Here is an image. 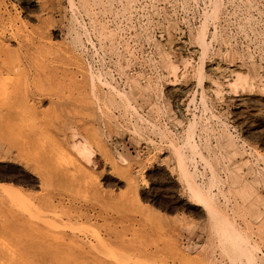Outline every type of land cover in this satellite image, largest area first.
<instances>
[{
  "label": "rangeland",
  "instance_id": "1",
  "mask_svg": "<svg viewBox=\"0 0 264 264\" xmlns=\"http://www.w3.org/2000/svg\"><path fill=\"white\" fill-rule=\"evenodd\" d=\"M79 1L0 0V44H4L0 45V50H5L3 46L7 43L5 47L8 50L3 52L10 54L13 52L11 56L7 54L13 61L11 68L13 70L16 67L15 70L22 73V76L18 74L16 77L14 73L13 80L17 78L15 80L17 87L25 88L26 91H20L26 93L27 99L23 100L25 98L22 97L23 94L15 90L22 94L20 96L17 94V96L15 91H11L12 94L15 92L14 97L19 99L16 102L17 100L13 97L16 105H11L14 101L9 102L10 105L5 104V107L9 105L8 108L2 105L4 103L0 104L2 105L0 110L4 111L6 116L11 115L9 113L12 112L9 119L6 117L7 122L6 118L0 119V130H2L0 139L1 137L3 139L1 141L3 144L0 143V184L13 186L25 196V203L34 206V209L32 207L29 209L30 216H28L25 214L27 209H24V203L20 205L15 203V205L0 195V239L8 235L1 226L7 225L13 216L22 221L27 220L28 216L27 221L34 219L32 221H36L35 223H39L41 219L45 221L49 219L50 222L46 221L49 225L53 222L58 227L54 231V227L51 228L52 226L48 224L43 225L49 233L57 232L64 236L67 245L70 240L74 239L79 246L75 249L77 253L90 251L92 255L94 254L108 264H127L125 262L128 261V264H134L133 261L139 262L137 264H142V262L143 264H146L144 262L147 264H264V124L258 125L254 130L256 134L251 136L246 132L244 122L253 120L256 115L264 119V98L261 93L264 89V32H261L264 31V0H94L95 2L84 0L82 3ZM214 1L216 6H214ZM88 2L92 6L94 2L95 7L89 6ZM70 6L75 9L73 7L70 9ZM209 10L212 12L209 13ZM214 10L216 12L213 14ZM90 18L94 20L90 21ZM99 22L103 26H100L102 29L98 30ZM103 29L107 30L109 35ZM200 30L204 32L206 42L210 39L209 50L204 57L205 63H217V66L224 68L228 63L224 55L225 51L231 49L230 53L233 54L236 63L242 67V71L249 79L248 82L252 84L251 90L233 91L228 82L208 72H206L205 82L199 86L201 89L196 88L198 86L196 76L192 75L191 70L195 71L201 60L199 53L201 50L198 48L196 38ZM101 33L104 34L101 35ZM245 35L249 36V39ZM101 36L102 38L107 36L106 39L104 38L105 42ZM97 38L101 39L98 41ZM5 39L7 42H4ZM254 40L255 43L251 44ZM239 47L241 50L238 49ZM260 50L263 53H260ZM249 54L253 55L250 59ZM167 58H169L168 61ZM186 61L190 69L188 68L186 75L179 73L175 78L180 80L178 81L180 86H178L175 79L169 75L168 67L170 63H173L181 70ZM17 62H21L23 67ZM189 72L190 77H187ZM18 77L22 82H19ZM98 78H100L99 81H97ZM3 81L1 83L8 85L5 89L8 88L10 92L15 81L7 80L9 84ZM91 81L94 82V92L90 90ZM211 81L213 85H210ZM100 82L106 86L108 84V87L102 86ZM2 84L0 91L6 92L3 90L5 86L1 87ZM42 84L43 89L46 90L43 91L44 93L41 92L43 89L41 90V87L39 89L38 86ZM110 85H112L111 91ZM15 86L14 89L17 88ZM180 89L181 92H177ZM116 90L122 96L119 93L116 95ZM27 96L33 99L29 100ZM254 97H258L257 100ZM238 99L242 101L238 103ZM32 101L33 107L30 103ZM28 103L35 109L31 107L29 109ZM17 104L23 107L21 105L17 107ZM130 106L136 109L132 110ZM28 109L33 111H28ZM135 110L139 112L136 113ZM131 112H134V115H131ZM240 112L245 115L243 116ZM13 116H16L19 121L16 117V120L13 119ZM11 119L13 123L24 121L25 127L22 123L20 127L26 129V131L24 129L25 133L28 132V135L25 134V139L23 134L19 136L20 133H24L21 132L22 129L19 134H16L19 129L16 130L14 127L10 134ZM8 123H11L9 124L11 127L6 129ZM15 126L19 127L16 124ZM27 128H29L28 131ZM32 128L33 131L36 128L34 132ZM5 129L12 136V133L19 137L23 136L20 140L14 135L18 138L16 144L20 142V145L17 144L20 149L16 144L13 146L16 140H13L10 145L9 141L15 137L10 138V135L3 131ZM94 134L97 135V140ZM3 135H9V141L7 138L4 139ZM188 137H191L197 146V154L191 155L187 152L183 156L186 170L191 175L193 174L192 178L193 180L195 178L198 187L210 188L216 207L220 211L213 219L211 218L213 227L204 212L192 206L195 198L190 194L191 186L183 182L176 163V156L170 146V142L173 141L176 146L182 148L180 145H183ZM27 138L28 141L33 140L32 146H29L31 142H28L27 146L24 145ZM58 139L61 143L57 142ZM4 140H7L5 142L7 145ZM24 140H26L25 143ZM83 142L88 147L90 145L89 148L92 151L94 150L91 163H87L76 150V146L82 145ZM213 143H215L214 147ZM23 146L31 149L26 153L28 149L24 148V150ZM42 147L45 149L42 150ZM42 152L46 153L43 154L47 157L44 155L42 157ZM199 154L203 157L202 162ZM110 158L113 160L110 161ZM216 161L218 164L215 163ZM236 167L239 168L238 172ZM77 168L80 169L79 172L76 171ZM37 170L40 173V175L37 174L39 176H36L34 172ZM125 173L129 176L134 175L135 178L127 177ZM227 174L230 177L226 176ZM158 177L161 178L158 180ZM76 179L79 181H75ZM83 180H86L85 183ZM87 180L92 183L94 181L96 187L93 184L95 188L88 185L91 182ZM130 180L134 183L133 185ZM174 183L175 186H173ZM89 189L93 190L90 192ZM87 191L91 195L88 197H92V200L88 198L85 201ZM126 193H128L126 197L132 199L125 197L130 203L123 201L122 205L120 202L122 203ZM137 193L139 199L136 197ZM100 198L102 200L104 198L105 204ZM255 201L262 203L263 206ZM99 202L103 204L100 205ZM140 205H143L142 209ZM129 206H132V209ZM207 206L212 210L210 202H207ZM134 207L136 209L139 207V210L135 211ZM53 215L55 218L52 217ZM223 215L234 220V229L226 224ZM89 232L98 234L104 239L107 242L104 246L106 249L96 248L94 237L86 235ZM119 244L125 246L124 252L120 251ZM93 247L95 250L92 249ZM8 248L17 250L20 246L12 240L8 243ZM108 250L112 251L111 254H115L118 259L110 258ZM96 251H102V254L98 256L100 253ZM132 256L135 260L131 259ZM115 260L121 261L117 263Z\"/></svg>",
  "mask_w": 264,
  "mask_h": 264
},
{
  "label": "bare ground",
  "instance_id": "2",
  "mask_svg": "<svg viewBox=\"0 0 264 264\" xmlns=\"http://www.w3.org/2000/svg\"><path fill=\"white\" fill-rule=\"evenodd\" d=\"M70 1V0H69ZM81 1V0H80ZM79 1V3H82L84 0H82L81 2ZM89 2H90V0H88ZM94 1V0H93ZM216 1V0H215ZM215 1H214V3H215ZM27 2V1H26ZM34 2H35V0H34ZM72 2V1H71ZM78 2V1H77ZM89 2H88V4H89ZM92 2V1H91ZM95 2V1H94ZM94 2H93V6H94ZM120 2V1H119ZM208 2H210V1H208ZM262 2V1H261ZM30 3V2H29ZM33 3V2H32ZM38 3V2H37ZM99 3V2H98ZM71 4V3H70ZM208 4V3H207ZM213 3H211V5H212ZM223 4H224V2H223ZM36 5V4H35ZM72 5V4H71ZM80 5V4H79ZM91 5V3L89 4V6ZM98 5V4H97ZM254 5H255V3H254ZM32 6H34V5H32ZM74 6V5H73ZM73 6H70V9H71V7H73ZM92 6V5H91ZM92 6V8H94ZM99 6H101V5H99ZM214 6H216V3H215V5ZM213 5H212V7H214ZM39 7H42V6H39ZM81 7V6H80ZM97 7V6H96ZM209 7V6H208ZM224 7V6H223ZM74 9H75V7H73ZM85 8H86V6H85ZM92 8H91V11H92ZM101 8V7H100ZM42 9V8H41ZM89 9V8H88ZM96 9H98L99 10V8L97 7ZM95 9V10H96ZM212 9V8H211ZM210 9V10H211ZM257 9V8H256ZM208 10V9H207ZM209 10V13L210 12H212V11H210ZM258 10V9H257ZM38 11V10H37ZM36 11V12H37ZM43 11V10H42ZM84 11H86V9H84ZM219 11H220V9H219ZM39 12H40V10H39ZM96 12V11H95ZM214 12H216V10H214L213 11V14H214ZM221 12H222V10H221ZM86 13V12H85ZM17 14V13H16ZM36 14V13H35ZM40 14V13H39ZM39 14H38V16H39ZM98 14V13H97ZM96 14V15H97ZM263 14V13H262ZM206 15V14H205ZM208 16H209V14H207ZM87 16H88V14H87ZM218 16V15H217ZM19 17V16H18ZM213 17V16H212ZM214 17H215V15H214ZM27 18V17H26ZM29 18V17H28ZM35 18V17H34ZM97 18V17H96ZM206 18H208V17H206ZM211 18V17H210ZM209 18V19H210ZM220 18H221V16H220ZM21 19V18H20ZM38 19V18H37ZM91 20L90 21H92V20H94V19H92V18H90ZM212 19H214L215 20V18H212ZM30 21H32V19H29ZM33 20H36V19H33ZM98 21H99V19H98ZM101 21V20H100ZM204 21H206L205 20V18H204ZM102 23H103V21H101ZM219 22V21H218ZM29 23V22H28ZM35 23V22H34ZM96 23V22H95ZM98 23V22H97ZM96 23V24H97ZM100 23V22H99ZM208 23V22H207ZM210 23V22H209ZM263 23H264V21H263ZM44 24V23H43ZM95 24V25H96ZM33 25V24H32ZM206 25V24H205ZM98 26L100 27V26H103V24L101 25V23H100V25L98 24ZM105 26V25H104ZM207 26V25H206ZM214 27H215V25H213ZM44 27V26H43ZM97 28L98 30L99 29H102L101 27L100 28ZM38 28V27H37ZM41 28H42V26H41ZM96 28V27H95ZM216 28V27H215ZM40 30H42V29H40ZM104 30V29H103ZM217 30H218V32H220L219 31V29L217 28ZM1 31H3V30H1ZM8 31V30H7ZM11 31H12V29H11ZM43 31V30H42ZM48 31V30H47ZM102 31V30H101ZM101 31H99V32H101ZM105 32L107 31V30H104ZM45 32H46V30H45ZM51 32V31H50ZM262 33L264 32V31H261ZM3 33H4V31H3ZM107 33V32H106ZM255 33V32H254ZM49 34H51V33H49ZM102 34H104V33H101V35ZM108 35H109V33H107ZM264 34V33H263ZM107 35V36H108ZM209 35V34H208ZM100 35L98 34V37H99ZM107 36H104V38L106 39V37ZM212 36V35H211ZM222 36H223V34H222ZM252 36V35H251ZM260 36V35H259ZM262 36V35H261ZM225 37V36H224ZM245 37H246V35H245ZM248 37V38H247ZM246 38L247 39H249V36H247ZM257 37V36H256ZM101 38H102V36H101ZM101 38H97L98 39V41H99V39H101ZM104 38H102L103 39V41L105 40ZM197 38V40H198V48L201 50V52H199L200 53V57H201V60H200V63L198 64V66L196 67V69H195V71H192L191 70V73H193L192 75H195L196 76V80H197V87L196 88H198L199 86H202L203 85V83L205 82V76H206V72H208L210 75H215V76H218L219 78H222V79H224L226 82H228V84H229V86L233 89V91H238V90H241V91H245V90H251V88H252V84L251 83H249L248 82V80L249 79H247V76L244 74V72L242 71V67L240 66V65H238L237 63H236V60H235V58H234V56H233V54H231L230 52H231V49H230V47H233V46H231L230 45V47H229V49H230V51H225V54L224 55H226V60L228 61V63L226 64V66L224 67V68H220L219 66H217V63L216 64H212V63H210V64H207V63H205V61H204V57L207 55V53H208V50H209V45L210 44H208L209 42H210V39H209V41L208 42H206V40H205V34H204V32L203 31H199V34H198V37H196ZM226 38V37H225ZM224 38V40H226ZM258 38H260V37H258ZM258 38H257V40H258ZM2 39V38H1ZM7 39V38H6ZM6 39L4 40V42L6 41ZM170 39V38H169ZM221 40H222V38H220ZM253 39V38H252ZM254 39H255V37H254ZM262 39V38H261ZM229 40V39H228ZM256 40V41H257ZM13 41H15L14 39H13ZM13 41H11L10 40V42H13ZM90 41V40H89ZM245 41H246V39H245ZM244 41V42H245ZM259 41H260V39H259ZM7 42V41H6ZM105 42V41H104ZM166 42V41H165ZM225 42V41H224ZM226 42H229V41H226ZM236 42V41H235ZM248 42H250V41H248ZM258 42V41H257ZM56 43V42H55ZM110 43V42H109ZM239 43V42H238ZM253 43H255V40H254V42L252 41L251 42V44H253ZM2 44V43H1ZM0 44V45H1ZM10 45L12 44V43H9ZM102 44V43H101ZM230 44V43H229ZM243 44V43H242ZM260 44V43H259ZM2 45H4V44H2ZM10 45H9V47H10ZM20 45V44H19ZM18 45V46H19ZM225 45H226V43H225ZM250 45V44H249ZM5 46H7V43L5 44ZM5 46H3V49H5V50H8ZM113 46V45H112ZM215 46H216V44H215ZM214 46V47H215ZM253 46V45H252ZM256 46V45H255ZM255 46H253V47H255ZM258 46H260V45H258ZM263 45H261L260 47H262ZM5 47V48H4ZM19 47H21V46H19ZM176 47V46H175ZM222 47V46H221ZM228 47V46H227ZM251 47V46H250ZM249 47V48H250ZM216 48V47H215ZM226 48V47H225ZM259 48V47H258ZM1 49V48H0ZM11 49V48H10ZM81 49V48H80ZM238 49H240V47L238 48ZM237 49V50H238ZM243 49V48H242ZM248 49V48H247ZM262 49V48H261ZM5 50H0L2 53V55L0 54V85L2 84L1 83V81H3V80H6V81H3V83H6L7 84V82L10 80H12V82H14L16 79H14L13 80V76L14 77H16V75H18V74H21V76H22V73H20L19 71H16L15 70V68L12 70V68H11V62H13V61H11L12 60V58H10V56H11V54L13 53H7V52H3V51H5ZM193 50V49H192ZM222 50V49H221ZM233 50V49H232ZM241 50V49H240ZM244 50V49H243ZM250 50V49H249ZM255 50V49H254ZM264 50V49H263ZM12 51V50H11ZM22 52V51H21ZM262 51L260 50V53H261ZM4 53H6V54H4ZM16 53V52H15ZM19 53V52H18ZM191 53V52H190ZM239 53V52H238ZM260 53H258V54H260ZM263 53V52H262ZM7 54H9L10 56H8ZM20 54V53H19ZM254 54V53H253ZM18 55V54H17ZM16 55V56H17ZM215 55V54H214ZM248 55V54H247ZM255 55V54H254ZM264 55V54H263ZM22 56V55H21ZM251 56H253V55H251ZM250 56V54H249V59L250 58H252ZM13 57H15V56H13ZM164 57V56H163ZM261 57H262V55H261ZM219 58H221V57H219ZM258 58H260V57H258ZM18 59H19V57H18ZM168 59L169 58H167V61H168ZM211 59V58H210ZM261 59V58H260ZM90 60V59H89ZM223 60V59H222ZM86 61V60H85ZM88 61V60H87ZM214 61V60H213ZM220 61V60H219ZM214 62H216V61H214ZM213 62V63H214ZM263 62V61H262ZM17 63H20V65H22V67H23V64L21 63V62H17ZM246 63V62H245ZM264 63V62H263ZM16 64V63H15ZM219 64H221V63H219ZM262 64V63H261ZM184 65V64H183ZM256 65V64H255ZM13 66V65H12ZM21 67V68H22ZM264 67V66H263ZM169 75L171 76V77H173V79H175L177 76H178V74L179 73H181V75H186L185 73H187V70H188V68L190 69V65H189V63H187V61H186V64L184 65V67H183V69H179L178 68V66H176L175 64H173V63H170L169 64ZM18 69V68H17ZM14 70L16 71V72H19V73H17L16 74V72H14ZM23 70V69H22ZM245 70V69H244ZM21 71V70H20ZM25 71V70H24ZM24 71H23V73H24ZM67 72H69V71H67ZM166 72V71H165ZM253 72V71H252ZM260 72V71H259ZM15 73V74H14ZM88 73H90V72H88ZM92 73V72H91ZM100 73V72H99ZM167 73V72H166ZM190 72H189V75L187 76V77H190V74H191ZM14 74V75H13ZM69 74V73H68ZM93 74V73H92ZM260 74V73H259ZM264 74V73H263ZM26 75V74H25ZM24 75V76H25ZM107 75V74H106ZM261 75V74H260ZM37 76L38 75H36V78H37ZM94 76V75H93ZM99 76V75H98ZM167 76V75H166ZM26 77V76H25ZM77 77V76H76ZM22 78H24V77H22ZM106 78V77H105ZM179 78H182V77H179ZM217 78V77H216ZM20 79V80H19ZM25 79V78H24ZM38 79V78H37ZM47 79V78H46ZM91 79V78H90ZM96 79V78H95ZM99 79L100 78H98V80L97 81H99ZM106 79H108V78H106ZM110 79V78H109ZM192 79V78H191ZM8 80V81H7ZM18 80H19V82L21 81V78L20 77H18ZM39 80H40V78H39ZM49 80V79H48ZM105 80V79H104ZM193 80V79H192ZM191 80V81H192ZM25 81V80H24ZM44 81V80H43ZM175 81H176V83L178 84V81H180V80H176L175 79ZM18 82V81H17ZM22 82V81H21ZM41 82V81H40ZM106 82V81H105ZM109 82H110V80H109ZM170 82H171V80H170ZM174 82V81H173ZM172 82V83H173ZM10 82H8V84H9ZM42 83V82H41ZM46 83V82H45ZM102 82H100V84H101ZM111 83V82H110ZM175 82H174V85L175 86H177V84H176ZM192 83H193V81H192ZM254 83V82H253ZM260 83V82H259ZM21 85H22V83H20ZM20 84H18V85H20ZM28 84V83H27ZM105 84V83H104ZM208 84V83H207ZM225 84V83H224ZM3 85V84H2ZM13 85V84H12ZM12 85H10V86H12ZM14 85H16L15 87H17V83H16V81L14 82ZM14 85H13V87L11 88L12 90H10V92L12 91H19V93H22L23 92V90H25V88L23 89L22 87L23 86H21L20 88H19V86L16 88V89H14ZM24 85H25V83H24ZM102 86H106V84L105 85H103V84H101ZM205 85H206V83H205ZM210 85H213V82L211 81L210 82ZM216 85V84H215ZM255 85V84H254ZM5 85H3V86H1L2 88L4 87ZM8 85H6L5 87H4V89L3 90H6V92H1L0 91V104H2V103H4V104H2V105H4V107H5V104H7V103H9V102H13L14 101V98H15V100H17L16 102H18V100L19 99H16L17 97H14L15 96V92L12 94V92H11V94H10V92L7 90V89H5L6 87H7ZM9 86V87H10ZM36 86V85H35ZM39 86V89H40V87H41V90L43 89V87L42 86H44L43 84L42 85H38ZM45 86H47V85H45ZM112 85H110L109 87H110V91H111V89H112V87H111ZM178 86H180L179 84H178ZM190 86V85H189ZM34 87V86H33ZM106 87H108V84H107V86ZM170 87H173V86H170ZM208 88H209V86H207ZM104 88V87H103ZM175 88H177V87H175ZM200 88V87H199ZM255 88V87H254ZM179 89V88H178ZM201 89V88H200ZM0 90H1V88H0ZM20 90H22V92L20 91ZM29 90V89H28ZM45 89H43L41 92H43ZM90 90L92 91V92H94L95 91V86H94V82L93 81H91V85H90ZM99 90V89H98ZM117 90H118V88H117ZM117 90H116V95L119 93H117ZM185 90V89H184ZM259 90V89H258ZM26 91V90H25ZM46 91V90H45ZM78 91V90H77ZM90 91V92H91ZM104 91V90H103ZM114 91V90H113ZM119 91V90H118ZM172 91V90H171ZM170 91V92H171ZM186 91V90H185ZM200 91V90H199ZM202 91V90H201ZM206 91H207V88H206ZM253 91V90H252ZM174 92H176V91H174ZM177 92H181V89L180 90H177ZM183 92V91H182ZM19 93H17L16 92V95L18 94L19 96L20 95H22L23 94V96L22 97H25L26 96V93H25V95H24V93H22V94H19ZM44 93V92H43ZM111 93V92H110ZM206 93V92H205ZM204 93V94H205ZM232 93V92H231ZM261 93H262V98H264V89L261 91ZM120 94V93H119ZM203 94V93H202ZM201 94V95H202ZM13 95V96H12ZM17 95V96H18ZM93 95V94H92ZM121 95V94H120ZM119 95V96H120ZM174 95V94H173ZM178 95V94H177ZM176 95V96H177ZM180 95H181V93H180ZM179 95V96H180ZM188 95V94H187ZM225 95V94H224ZM248 95V94H247ZM122 96V95H121ZM175 96V95H174ZM210 96V95H209ZM242 96V95H241ZM246 96V95H245ZM249 96V95H248ZM258 96V95H257ZM14 97V98H13ZM118 97V96H117ZM124 97V96H123ZM224 97V96H223ZM235 97H237V96H235ZM244 97V96H243ZM251 97L253 98V96L251 95ZM27 98H29V100L30 99H33V98H30V97H28L27 96ZM174 98V97H173ZM208 98V97H207ZM206 98V99H207ZM246 98V97H245ZM248 98H250V96L248 97ZM247 98V99H248ZM255 98V97H254ZM258 98V97H257ZM257 98H255L256 100H257ZM21 99V98H20ZM26 99V97L23 99V100H25ZM241 99V98H240ZM240 99H238L237 101H238V103H239V101H242V100H240ZM261 99V98H260ZM27 100V99H26ZM125 100V99H124ZM213 100V99H212ZM230 100V99H229ZM252 100V99H251ZM250 100V101H251ZM200 101H202V100H200ZM248 100H246V102H247ZM253 101H255V100H253ZM15 102V101H14ZM14 102H13V104L11 103V105H16V102H15V104H14ZM205 102V101H204ZM30 103H32V107H33V101L32 102H30ZM36 103V102H35ZM39 103V102H38ZM43 103V102H42ZM97 103V102H96ZM202 104H203V101L201 102ZM229 103H231V102H229ZM254 103V102H253ZM19 104V103H18ZM17 104V107H19L21 104H23L22 102H21V104L20 105H18ZM40 104V103H39ZM38 104V105H39ZM129 103L127 102V106H129L128 105ZM206 104V103H205ZM242 104H243V102H242ZM241 104V105H242ZM2 105H0V109H1V106ZM9 105H10V103H9ZM8 105V106H9ZM25 105H27L26 104V101H25ZM28 105H29V103H28ZM37 105V104H36ZM35 105V106H36ZM222 105V104H221ZM8 106H6L7 108H8ZM22 106V105H21ZM34 106V107H35ZM206 106V105H205ZM254 106V105H253ZM5 107V108H6ZM23 107V106H22ZM30 107H31V105H29L28 106V108L30 109ZM31 107V109H35V108H32ZM38 107V106H37ZM99 107V106H98ZM132 106H130L129 108H131ZM206 107H208V106H206ZM240 107V106H239ZM128 108V107H127ZM133 109L132 110H134V109H136V107H132ZM254 108H255V106H254ZM3 109V108H2ZM11 109V108H10ZM17 109V108H16ZM28 109V111H33V110H29ZM137 109H139V108H137ZM204 109V108H203ZM207 109V108H206ZM211 109V108H210ZM13 110V109H12ZM18 110V109H17ZM22 110V109H21ZM259 110V109H258ZM6 111V113H7V110H5ZM11 111V110H10ZM10 111H8V112H10ZM130 111V110H129ZM136 111V113L137 112H139V111H137V110H135ZM204 111V110H203ZM4 112V111H3ZM2 112V110H0V114H2L3 113ZM20 112V111H19ZM25 112V111H24ZM38 112H39V110H38ZM205 112V111H204ZM207 113H208V110L206 111ZM17 113V112H16ZM27 113V112H26ZM36 113H37V109H36ZM36 113H35V116H36ZM39 113H42L41 111L39 112ZM127 113V112H126ZM240 113H242V112H240ZM3 114H5V113H3ZM3 114L1 115L2 117H0V119L1 118H8L9 119V116H11L12 115V112H10L9 114H11V115H9V116H6V114L3 116ZM13 114H15V113H13ZM23 114V113H22ZM122 114V113H121ZM176 114V113H175ZM210 114V113H209ZM243 114V113H242ZM260 114V113H259ZM8 115V114H7ZM31 117H33V115H34V112H33V115H31V114H29ZM42 115V114H41ZM129 115H130V113H129ZM131 115H134V112L132 113L131 112ZM130 115V116H131ZM245 114H243V116H244ZM255 115V114H254ZM21 116V115H20ZM139 116H140V114H139ZM142 116V115H141ZM242 116V115H241ZM16 117V116H15ZM14 116L12 117L13 119L15 118ZM19 117V116H18ZM22 117V116H21ZM27 117V116H26ZM42 118H43V116H41ZM40 117V118H41ZM127 117V116H126ZM179 117V116H178ZM213 117V116H212ZM237 117H238V115H237ZM6 118V119H7ZM17 118V117H16ZM16 118H15V120H16ZM36 118H37V116L35 117V120H36ZM130 118V117H129ZM140 118V117H139ZM142 119H145V118H143V117H141ZM170 118V117H169ZM236 118V117H235ZM239 118V117H238ZM263 118H264V116H263ZM5 119V120H6ZM8 119L6 120V122L8 121ZM13 119H11V121L10 122H12V124L14 125H12L11 123H8V125H6L8 128H6V129H9L11 126V130L9 129V131H10V134H11V132L13 131L12 129L15 127L16 128V130H18L19 132H17V131H14V132H17L16 134H19L20 133V130L22 129L21 127H20V124L22 123V125L24 124V121L23 122H21V123H19V122H17V121H19V119L17 120V121H14V122H16V123H13ZM124 119V118H123ZM237 119V118H236ZM24 120V119H23ZM38 120H40V119H38ZM160 120V119H159ZM244 120V119H243ZM40 121H42V120H40ZM138 121V120H137ZM238 121V120H237ZM4 121L2 120V123H3ZM5 122V123H6ZM43 123H44V121H42ZM161 122V121H160ZM164 122V121H163ZM179 122V121H178ZM245 122V129H246V132L249 134V135H255L256 134V132L254 131L255 130V128L258 126V125H262V124H264V119H261L260 118V115L259 116H255L254 117V119L253 120H251V121H248V120H245L244 121ZM1 123V124H2ZM19 123V124H18ZM145 123H147V122H145ZM159 123V122H158ZM9 124H11V126H9ZM15 124L16 125H18L19 127L17 128V126H15ZM28 124V123H27ZM164 124V123H163ZM166 124V123H165ZM222 125H223V123H221ZM241 124V123H240ZM3 125V124H2ZM21 125V126H22ZM29 125V124H28ZM44 126H45V124H43ZM42 125V127H44ZM142 125V124H141ZM4 126H5V124H4ZM30 126V125H29ZM165 126V125H164ZM219 126H220V123H219ZM23 127H25L24 125H23ZM178 127V126H177ZM216 127V126H215ZM223 127V126H222ZM221 127V128H222ZM29 128H31V127H29ZM29 128H27V131L29 130ZM34 128V127H33ZM33 128L31 129L32 131H33ZM174 128V127H173ZM179 128V127H178ZM1 129V128H0ZM3 130L4 132L6 131V134H9V132H8V130ZM25 129V128H24ZM24 129H22L21 130V132L23 131L24 133H20L19 134V136L21 135V134H23V138L25 139L26 138V135H28L27 133H25V131H26V129H25V131H24ZM36 129V128H35ZM35 129H34V131H35ZM159 129V128H158ZM189 129V128H188ZM15 130V129H14ZM163 130H164V128H163ZM168 130V129H167ZM216 130V129H215ZM228 130V129H227ZM1 131V134H2V130H0ZM33 131V132H34ZM177 131V130H176ZM189 131V130H188ZM219 131V130H218ZM225 131H226V129H225ZM242 131V130H241ZM263 131V130H262ZM262 131H260V132H262ZM39 132V131H38ZM264 132V131H263ZM161 133V132H160ZM163 133V132H162ZM228 133H230V132H228ZM227 133V134H228ZM258 133H259V131H258ZM1 134H0V136H1ZM5 134V133H4ZM9 134V135H10ZM13 134V136L14 135H16L15 133H12ZM26 134V135H25ZM32 134H34V133H32ZM95 134H97V133H95ZM94 134V135H95ZM175 134V133H174ZM186 134H188L187 132H186ZM192 134V133H191ZM231 134V133H230ZM242 134H243V132H242ZM263 134V133H262ZM9 135H3L4 137V139H8V141H9V139L10 138H12L13 136L12 135H10V138L8 137ZM170 135V134H169ZM215 135V134H214ZM7 136V137H6ZM17 137H19L18 135H16ZM29 136H31V135H29ZM29 136H27L28 138H30ZM96 136L97 135H95V139L97 140V138H96ZM173 136V135H172ZM191 136V135H190ZM193 136H194V134H193ZM228 136V135H227ZM256 136H258V135H256ZM256 136H254V137H256ZM15 137V136H14ZM17 137H15V138H12L9 142H11L10 143V145L13 143L12 141L14 140H16V139H18ZM22 137H19L20 138V140L22 139ZM32 137V136H31ZM163 137H164V134H163ZM186 137V136H185ZM192 137V136H191ZM191 137H188V138H184L186 141L185 142H183V145H180L182 148H179L178 146H176L174 143H173V141H171L170 142V146H172V148H173V153H174V155L176 156V163H177V166H178V168H179V173H181L180 175H181V178H182V180H183V182H187L188 183V185L189 186H191L190 187V194L193 196V198H195V203L194 204H192V206L194 207V208H200L203 212H204V214L206 215V218L208 219V222L212 225V223H211V218L213 219L214 218V216L215 215H217L218 213H220V211L217 209V207H216V204H215V202H214V199H213V195H211V190H210V188L208 189V187L207 188H205V189H203V188H200V187H198L197 186V184H196V180H195V178H194V180H193V178H192V175L186 170V167H185V164L186 163H184V160H183V156L188 152V153H191V155H195V154H197L196 153V149H197V146L195 145V143L193 142V140L191 139ZM205 137V136H204ZM208 137V136H207ZM229 137V136H228ZM228 137H227V139H228ZM261 137V136H260ZM260 137H257V138H259L260 139ZM28 138L26 139V140H24V143H25V141H26V143L24 144L25 146H27L28 145V142H31V144L29 145V146H32V141L33 140H30V139H32V138H34V137H32V138H30L29 139V141H28ZM173 138H175V137H173ZM178 138V137H177ZM220 138V137H219ZM224 138V137H223ZM248 138V137H247ZM249 138H251V137H249ZM248 138V139H249ZM256 138V139H257ZM166 139H167V136H166ZM183 139V140H184ZM230 139H231V137H230ZM253 139V138H252ZM255 139V138H254ZM253 139V140H254ZM258 139V140H259ZM3 139H2V137H1V139H0V143H2L3 144V142H1ZM59 140V139H58ZM168 140V139H167ZM224 140V139H223ZM260 140H262V138L260 139ZM7 141V140H6ZM5 140H4V143L6 142ZM169 141V140H168ZM213 141V140H212ZM229 141V140H228ZM257 141V140H256ZM263 141H264V139H263ZM16 142H17V140L15 141V143H13V146H15L14 144H16ZM58 143H61V140H59V141H57ZM100 143H101V141H99ZM181 142V141H180ZM233 142V141H232ZM239 142V141H238ZM202 143H204V142H202ZM217 143V142H216ZM235 143V142H234ZM263 143V142H262ZM6 144V143H5ZM17 144H19L20 145V142L18 141V143ZM17 144H16V146H17ZM27 144V145H26ZM102 144V143H101ZM207 144H208V142H207ZM7 145V144H6ZM9 145V146H10ZM22 145H23V143H22ZM52 145H54V144H52ZM219 145V144H218ZM227 145V144H226ZM25 146H23V149L25 148ZM102 146H103V148H104V145L102 144ZM168 146V145H167ZM215 146V143H213V147ZM220 146V145H219ZM233 146V145H232ZM259 146V145H258ZM12 149H13V147L12 146H10ZM89 147H90V145H89ZM84 142H83V144L81 145V144H78L77 146H76V150L78 151V153L86 160V162L87 163H91V162H93V151H92V149H90ZM222 147V146H221ZM230 147V146H229ZM260 147V146H259ZM14 148H16V147H14ZM17 148H19V146H17ZM98 148H99V146H98ZM101 148V147H100ZM164 148V147H163ZM219 148V147H218ZM223 148V147H222ZM1 149H2V147H1ZM20 149V148H19ZM25 149H28V148H25ZM24 149V150H25ZM31 149V148H30ZM30 149H28L27 151H26V153L27 152H29V150ZM41 149V148H40ZM45 148H43L42 147V150H44ZM213 149H215V148H213ZM241 149V148H240ZM249 149V148H248ZM257 149V148H256ZM261 149H263V148H261ZM22 150V149H21ZM41 150V151H42ZM101 150V149H100ZM208 150V149H207ZM251 150V149H250ZM20 151V150H19ZM19 151H16V152H19ZM201 151H203V150H201ZM200 151V152H201ZM213 151V150H212ZM103 152V151H102ZM200 152H198V153H200ZM210 152V151H209ZM216 152V151H215ZM234 152H235V150H234ZM237 152H238V149H237ZM20 153H21V151H20ZM24 153V152H23ZM44 152H42L41 153V156L42 155H44V154H46V153H44ZM202 153V152H201ZM203 153H205V152H203ZM236 153V152H235ZM144 154H146V153H144ZM210 154V153H209ZM213 154V153H212ZM220 154V153H219ZM242 154V153H241ZM254 154V153H253ZM256 154V153H255ZM22 155V154H21ZM147 155H149V154H147ZM200 155V154H199ZM204 155V154H203ZM207 155V154H206ZM205 155V156H206ZM230 155V154H229ZM228 155V156H229ZM237 155V154H236ZM235 155V156H236ZM256 155H258V154H256ZM260 155V154H259ZM45 157H47L46 155H44ZM49 156V155H48ZM188 156V155H187ZM207 156H209V155H207ZM216 156H218V155H216ZM221 156V155H220ZM234 156V155H233ZM255 156V155H254ZM43 157V156H42ZM146 157V156H145ZM201 159H200V161L201 160H203L202 158V155H200L199 156ZM210 157V156H209ZM209 157H206V158H209ZM237 157V156H236ZM257 157H260V156H257ZM173 158V157H172ZM193 158H195V157H193ZM217 158V157H216ZM231 158V157H230ZM230 158H229V161H230ZM46 159V158H45ZM146 159V158H145ZM144 159V160H145ZM260 159H261V157H260ZM263 159H264V156H263ZM262 159V160H263ZM72 160V159H71ZM113 160V159H112ZM111 160V158H110V161H112ZM152 160V159H151ZM210 161H211V159H209ZM226 160H228V158H226ZM232 160V159H231ZM107 161H108V159H107ZM159 161V160H158ZM157 161V162H158ZM161 161V160H160ZM159 161V162H160ZM165 161H166V159H165ZM164 161V163H166ZM228 161V162H229ZM259 161V160H258ZM72 162V161H71ZM158 162V163H159ZM202 162V161H201ZM241 162V161H240ZM257 162V161H256ZM107 163H109V162H107ZM106 163V164H107ZM112 163V162H111ZM114 163H116V162H114ZM137 163V162H136ZM163 163V164H164ZM197 163V162H196ZM200 163V162H199ZM203 163H205V162H203ZM215 163H217V161L215 162ZM243 163V162H242ZM70 164V163H69ZM113 164V163H112ZM111 164V165H112ZM150 164V163H149ZM188 164V163H187ZM207 164V163H206ZM213 164V163H212ZM218 164V163H217ZM246 164V163H245ZM248 164V163H247ZM67 165V164H66ZM108 165V164H107ZM111 165H110V167H111ZM113 165H116V164H113ZM141 164H139V166H140ZM144 165V164H143ZM142 165V166H143ZM158 165V164H157ZM165 165V164H164ZM106 166V165H105ZM156 166V165H155ZM159 166V165H158ZM176 166V167H177ZM222 166H223V164H222ZM237 166V165H236ZM242 166H244L243 164H242ZM241 166V167H242ZM71 167L73 168V165H71ZM86 167V166H85ZM115 167V166H114ZM113 167V168H114ZM160 167H161V165H160ZM164 167H166V166H164ZM220 167V166H219ZM224 167V166H223ZM237 167H239V166H237ZM237 167H236V169H237ZM261 167V166H260ZM86 168H88V167H86ZM109 168V167H108ZM197 168H198V166H197ZM201 168V167H200ZM207 168V167H206ZM212 168H213V166H212ZM246 168V167H245ZM128 169H129V167H128ZM128 169H126L127 171H128ZM143 169V168H142ZM163 169V168H162ZM190 169V168H189ZM208 169V168H207ZM214 169V168H213ZM221 169H223V168H221ZM80 171V169L79 168H77V170L76 171ZM89 170H91L90 168H89ZM146 170V169H145ZM144 170V171H145ZM172 170H173V168H172ZM211 170V169H210ZM209 170V171H210ZM238 170H239V168L237 169V172H238ZM259 170V169H258ZM78 171V172H79ZM193 171V170H192ZM234 171V170H233ZM263 171V170H262ZM33 171H31V173H32ZM34 172H36V176H39L40 175V173H38V170L37 171H34ZM68 172V171H67ZM83 172V171H82ZM90 172H93V171H90ZM105 172V171H104ZM155 172V171H154ZM170 172V171H169ZM215 172H216V170H215ZM228 172V171H227ZM230 172H231V170H230ZM230 172H228L229 174H231ZM235 172V171H234ZM240 172V171H239ZM242 172V171H241ZM251 172H253V171H251ZM259 171H257V173H258ZM71 173H75V172H71ZM128 173V172H127ZM131 173V172H130ZM134 173V172H133ZM220 173V172H219ZM222 173V172H221ZM243 173V172H242ZM264 173V172H263ZM37 174H39V175H37ZM77 174V177H79V175H78V173H76ZM80 174H81V172H80ZM96 174V173H95ZM109 174V173H108ZM126 174V173H125ZM135 174V173H134ZM158 174H160L159 172H158ZM168 174V173H167ZM172 174V173H171ZM225 174V173H224ZM229 174H227L226 176H228ZM238 174V173H237ZM237 174L235 175V176H237ZM251 174H253V173H251ZM84 173H83V177H84ZM127 175V174H126ZM156 175V174H155ZM210 176L212 175V173L211 174H209ZM218 175V174H217ZM232 175V174H231ZM36 176H34L35 178H36ZM87 176V175H86ZM129 175H127V177H128ZM159 176V175H158ZM252 176V175H251ZM75 177V176H74ZM88 177V176H87ZM129 177H134V175H131V176H129ZM157 177V176H156ZM162 177V176H161ZM161 177H158V180H159V178H161ZM171 177V176H170ZM221 177V176H220ZM228 177H230V176H228ZM130 178V179H131ZM135 178V177H134ZM168 178H169V176H168ZM167 178V179H168ZM200 178V177H199ZM210 178V177H209ZM78 179V178H77ZM75 180V181H79V180ZM101 179V178H100ZM166 179V180H167ZM206 179V178H205ZM216 179H218V178H216ZM238 179V178H237ZM99 180V179H98ZM133 180V179H132ZM132 180H130V183L133 185L134 183H132L131 181ZM163 180V179H162ZM161 180V181H162ZM200 180V179H199ZM213 180V179H212ZM231 180H233V179H231ZM230 180V181H231ZM38 181V180H37ZM84 181V183H85V181L86 180H83ZM88 181H90V180H87V182ZM118 181H119V179H118ZM122 181V180H121ZM134 181V180H133ZM160 181V182H161ZM228 181H229V179H228ZM245 181H247V180H245ZM262 181V180H261ZM81 182V181H80ZM91 182V184H88V185H91V186H93L94 185V181H93V183H92V181H90ZM165 182V181H164ZM201 182H202V180H201ZM204 182V181H203ZM214 182V181H213ZM255 182V181H254ZM163 183V182H162ZM216 183H218V182H216ZM233 183H235L234 181H233ZM243 183H245L244 181H243ZM80 184V183H79ZM93 184V185H92ZM137 184V183H136ZM185 184V183H184ZM209 184V183H208ZM220 184V183H219ZM231 184H232V181H231ZM246 184V183H245ZM84 185V184H83ZM87 185V186H88ZM103 185H105L104 183H103ZM176 184L174 183L173 184V186H175ZM218 185V184H217ZM235 185V184H234ZM251 185H252V182H251ZM86 186V185H85ZM95 187H96V185H94ZM93 186V187H94ZM180 186V185H179ZM246 186H248V184L246 185ZM94 187V188H95ZM106 187V186H105ZM206 187V186H205ZM217 187V186H216ZM250 187V186H249ZM89 188H91V187H89ZM132 188V187H131ZM131 188H128V189H130L131 190ZM174 188H176V187H174ZM219 188V187H218ZM228 188V187H227ZM97 189V188H96ZM137 189H139V188H137ZM136 189V190H137ZM142 189V188H141ZM86 190V189H85ZM93 190V189H92ZM91 189H89L88 191H92ZM87 191V198H86V196H85V198H86V200L85 201H87L88 200V198H90V200H92L91 198L92 197H88V196H91V195H89V192ZM138 191V190H137ZM136 191V192H137ZM219 191H221V190H219ZM226 191V190H225ZM254 190H252V192H253ZM82 192H84V191H82ZM81 192V193H82ZM126 192H128V193H131L130 191H126ZM84 193H86V192H84ZM128 193H126V195L123 197L124 199L122 200V203L120 202V204H122L123 205V201H126V203H130V202H127V200L126 199H129L128 197H126L127 195H128ZM263 193V192H262ZM124 194H125V192H124ZM254 194V193H253ZM0 195L5 199V200H8V201H10L11 203H18L19 205L20 204H22V203H24V205H25V210H26V213L25 214H28V216H30L29 214H30V212H29V209L32 207V209H34V206H32V204H30V203H25V199H24V195H22L17 189H15L13 186H6V185H3V184H0ZM76 195V194H75ZM104 195H107V194H104ZM134 195V194H133ZM138 193L136 194V197L138 198ZM101 196H102V194H101ZM129 196H131V195H129ZM142 196H143V194H142ZM179 196V195H178ZM221 196V195H220ZM95 197V196H94ZM103 197H105V196H103ZM111 197H113L112 195H111ZM110 197V198H111ZM125 197H126V199H125ZM84 198V197H83ZM97 198V197H96ZM141 198V197H140ZM232 198V197H231ZM47 199V198H46ZM101 199V198H100ZM107 199H109L108 197H107ZM132 199V198H131ZM131 199H129V200H131ZM139 199V198H138ZM142 199V198H141ZM227 199H230V198H227ZM103 200H104V198H103ZM102 199H101V202H104V204H105V200L103 201ZM143 200V199H142ZM51 201V200H50ZM98 201V200H97ZM237 201H239V200H237ZM21 202V203H20ZM133 202V201H132ZM131 202V203H132ZM136 202V201H135ZM140 202V201H139ZM207 202H210V204H211V209L212 210H210L209 209V206H207ZM223 202H224V200H223ZM229 202V201H228ZM255 202H257V201H255ZM8 203V202H7ZM95 203V202H94ZM107 203H109V202H107ZM125 203V205L127 206V204ZM88 204V203H87ZM99 204H100V202H99ZM101 204H103V203H101ZM100 204V205H101ZM134 204V203H133ZM237 204V203H236ZM257 204H260V203H258L257 202ZM262 204V203H261ZM260 204V205H261ZM8 205H10V204H8ZM16 205V204H15ZM24 205H23V207H24ZM98 205V204H97ZM100 205H98V206H100ZM108 205H110V203L108 204ZM122 205H120L121 207H122ZM130 205V204H129ZM233 205H234V203H233ZM114 206H115V204H114ZM117 206V205H116ZM142 206V207H141ZM262 206H263V204H262ZM13 207V206H12ZM18 207V206H17ZM17 207H16V209H17ZM102 207H104V205H102ZM130 207V209H132V206H129ZM140 207H141V209L143 208V205H140ZM220 207H221V205H220ZM9 208H10V206H9ZM14 208V207H13ZM12 208V209H13ZM21 208H22V206H21ZM105 208V207H104ZM118 208V207H117ZM128 208V207H127ZM135 208V211H137V210H139L138 208L136 209V207H134ZM145 208V207H144ZM15 209V208H14ZM13 209V210H14ZM20 209V208H19ZM115 209V208H114ZM193 209V208H192ZM199 209V210H200ZM22 210H23V208H22ZM22 210L20 211V212H22ZM81 210V209H80ZM194 210V209H193ZM18 211V210H17ZM24 211V210H23ZM28 211V212H27ZM35 211V210H34ZM39 211V210H38ZM125 211V210H124ZM134 211V210H133ZM143 211V210H142ZM10 212V211H9ZM36 212V211H35ZM145 212H146V208H145ZM39 213V212H38ZM119 213V212H118ZM130 213V212H129ZM137 213V212H136ZM143 213V212H142ZM141 213V214H142ZM230 213V212H229ZM7 214V213H6ZM23 214V213H22ZM47 214V213H46ZM49 214V213H48ZM57 214H59V213H57ZM56 214V215H57ZM77 214V213H76ZM135 214V213H134ZM262 214V213H261ZM24 215V214H23ZM113 215V214H112ZM143 215V214H142ZM28 216H27V220H28ZM50 216H51V214H50ZM224 216V215H223ZM2 217V216H1ZM31 217H33V216H31ZM34 217H35V215H34ZM52 217H54L55 218V216L53 215ZM57 218V217H56ZM224 219H225V222H226V224L228 225V226H230L232 229H234L235 228V223H234V220L233 219H229V217H227V215H225L224 217H223ZM232 218H234V217H232ZM25 219V218H24ZM3 220V219H2ZM27 220H25V221H22L21 219H19L18 217H12L10 220H9V223L7 224V225H4V227L3 226H1L2 228H4V230H6V234H8V235H6L7 237H3L2 239H0V264H108V263H106V262H104L103 260H101V259H99V258H97L94 254V256L92 255V253L89 251V252H85V251H82V252H80V253H77L76 251H75V249L76 248H78L79 246H77V242L74 240V239H72V240H70L69 241V245H67L66 243H65V237L64 236H61L59 233H57V232H53V233H49L44 227H43V225H47L48 223L46 222V221H48V222H50V220L48 219H46V221L45 220H43V219H41V221L39 220V223L37 224V223H35V222H33L32 220H34V219H29V221H27ZM38 221V220H37ZM40 222H41V224H40ZM52 222V221H51ZM63 222V221H62ZM263 222V221H262ZM5 223V222H4ZM105 223V222H104ZM40 224V225H39ZM67 224V223H66ZM101 224V223H100ZM57 225V224H56ZM55 224H53V222H52V224L51 225H49L48 224V226H52L51 228H55V230L54 231H56L57 229L56 228H58L57 226H56ZM241 225V224H240ZM247 225V224H246ZM59 226V225H58ZM66 226V225H65ZM157 226V225H156ZM46 227V226H45ZM62 227V226H61ZM76 227H81V226H76ZM154 227V226H153ZM212 227H213V225H212ZM50 228V227H49ZM64 228V227H63ZM87 228H89V227H87ZM87 228H84V229H87ZM152 228V227H151ZM115 229V228H114ZM62 230V229H61ZM81 230H83L82 228H81ZM91 230V229H90ZM113 230V229H112ZM154 230V229H153ZM50 231V230H49ZM58 231H60V230H58ZM79 231V230H78ZM84 231V230H83ZM92 231H93V229H92ZM76 232V231H75ZM85 233H86V231H84ZM88 232V231H87ZM96 232V231H95ZM94 232V233H95ZM97 233V232H96ZM67 234V233H66ZM65 234V235H66ZM73 234V233H72ZM79 234V233H78ZM80 234H82V233H80ZM87 236H89V237H94V239H95V241H96V248H105L104 246H106V241L104 240V239H102L98 234H92L91 232H89L88 234H86ZM125 235V234H124ZM145 235V234H144ZM130 236V235H129ZM84 237V236H83ZM111 238V237H110ZM117 239V237L115 238V240ZM206 239V238H205ZM16 241L17 243H18V245L20 246V248L19 249H17V250H14V249H11V248H8V243L9 242H11V241ZM93 240V239H92ZM137 240V239H136ZM88 241V240H87ZM86 241V242H87ZM91 241V240H90ZM117 242H119V241H117ZM90 243V245H91V242H89ZM13 244V243H12ZM85 244V243H84ZM93 244V243H92ZM89 245V246H90ZM120 245V244H119ZM138 245V244H137ZM121 246V249H120V251H122V252H124L125 251V246H123V245H120ZM183 247V246H182ZM202 249H203V247H201ZM257 248V247H256ZM93 250H95V248L93 247L92 248ZM106 249V248H105ZM108 249V248H107ZM253 249V248H252ZM79 250V249H78ZM97 250V249H96ZM110 250V249H109ZM108 250V251H109ZM117 251V250H116ZM96 252H99L100 254H98V256L99 255H101L102 253V251H96ZM95 252V253H96ZM107 252V251H106ZM259 252V251H258ZM5 253V254H4ZM112 253V251H109V254H108V256L111 258V257H113L114 259L116 258V255L115 254H111ZM91 254V255H90ZM261 254V253H260ZM120 255H122V253L120 254ZM251 255V254H250ZM107 256V257H108ZM264 256V255H263ZM101 257H103V256H101ZM106 257V256H105ZM106 257V258H107ZM127 257V256H126ZM251 257V256H250ZM249 257V258H250ZM260 257V256H259ZM106 258H104V259H106ZM110 258H107V259H110ZM133 258V256L131 257V259ZM116 259H118V257L116 258ZM134 260H135V258H133ZM251 259V258H250ZM254 259V258H253ZM255 259H256V257H255ZM262 259V258H261ZM123 260V259H122ZM136 260H138L137 258H136ZM252 260V259H251ZM264 260V259H263ZM115 261H117V260H115ZM119 261H121V260H119ZM119 261H117V263H120ZM125 261V260H124ZM127 261V260H126ZM209 261V260H208ZM258 261V260H257ZM256 261V262H257ZM130 262L132 263V260H130ZM176 262V261H175ZM249 262H250V260H249ZM125 263H129V261L128 262H125ZM133 263L134 264H137V263H139V262H136L135 263V261H133ZM144 263H146L147 264V262H144ZM149 263V262H148ZM205 263H207V261L205 262ZM251 263V262H250ZM258 263V262H257ZM142 264H143V262H142ZM208 264V263H207Z\"/></svg>",
  "mask_w": 264,
  "mask_h": 264
}]
</instances>
